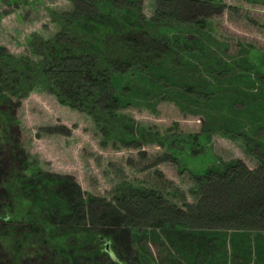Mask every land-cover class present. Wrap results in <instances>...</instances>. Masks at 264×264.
Wrapping results in <instances>:
<instances>
[{
  "label": "rangeland",
  "instance_id": "374dc122",
  "mask_svg": "<svg viewBox=\"0 0 264 264\" xmlns=\"http://www.w3.org/2000/svg\"><path fill=\"white\" fill-rule=\"evenodd\" d=\"M149 1L144 5L148 16L152 7ZM222 1L235 9L230 12L225 9L221 16H213L215 30L211 32L207 49L200 58L187 55L185 60L200 71H204L205 63L210 60L230 59L248 70L254 63L258 64L260 57L245 50L255 47L264 53V4ZM70 9V0H20L14 5L0 0V46L15 56L25 54L26 40L31 34L49 36L57 29L48 17V10ZM215 70L206 80L215 83V75L225 81L229 73L221 68ZM231 75L244 86L234 87L229 95L211 96L215 103L198 100L197 103L194 96L188 98L180 92H165L166 99L161 97V91L152 103L144 104L136 95L131 101L134 104L124 108L123 112L138 126L150 131L199 135L192 154H179L182 157L177 159L167 153L166 146L155 143L104 141L90 116L59 104L47 91L33 90L1 108L6 116L0 126V234L13 233V238L22 241L23 249L13 252L0 240V264H121L123 255L138 253L143 255H140L142 264H194L193 252L201 253L196 264H264L263 231L235 233L233 230L219 235L205 234L208 238L200 239L196 233L204 234L207 230L191 227L189 233L177 232L146 217L132 218L113 209L101 211L104 205L98 200L110 201L115 187L123 180L147 184L159 171L167 182L166 191L180 190L191 203L194 198L190 192L195 187L192 174L203 173L208 168L221 171L234 161L254 169L257 157L264 151V73ZM174 78L176 82L190 84L197 81L184 72L175 73ZM240 92L258 96V101L245 103L239 99ZM33 165L39 173L32 172ZM48 177L58 181L54 187L44 186ZM36 192L43 193L50 199L47 205L55 207V211L43 210L44 223L61 224L56 215L59 204L52 205L51 196L57 201L72 200L76 210L81 211L66 221L73 227L79 225L77 229L81 231L101 232L109 253L100 258L69 259L68 255L58 256L54 248L40 242L38 238L43 237V231L34 239L27 237L29 233L25 235V224L4 225L1 209L11 207L17 198L26 203L30 201L28 195ZM89 196L95 201L85 204ZM65 232L58 230L60 235Z\"/></svg>",
  "mask_w": 264,
  "mask_h": 264
},
{
  "label": "trees",
  "instance_id": "16d2710c",
  "mask_svg": "<svg viewBox=\"0 0 264 264\" xmlns=\"http://www.w3.org/2000/svg\"><path fill=\"white\" fill-rule=\"evenodd\" d=\"M6 1L13 5L20 3V0ZM145 1L70 0V10H48V17L57 29L49 36L31 34L26 40L25 54L15 56L0 46V110L8 107L14 98L22 99L33 90L47 91L59 104L90 116L106 142L155 143L166 146L174 159L182 157L179 154H192L199 135L150 131L138 126L123 112L124 108L134 104L131 101L136 95L144 104L152 103L161 91L162 98L171 92H180L188 98L194 96V102L215 103L211 96L229 95L234 87L244 86L241 80L232 79V73L239 76L264 73V53L255 47L245 50L260 57L258 64L254 63L248 70L230 59L228 62L210 60L205 63L204 71H200L185 60L186 56L200 58L215 30L213 16H221L225 9L230 12L235 7L222 0H150L152 7L148 16L144 12ZM246 1L264 4V0ZM215 68L230 76L224 81L214 75L215 83H210L206 76L218 70ZM182 72L197 81L176 82L175 73ZM257 98L239 93V99L245 103L254 104ZM3 116L5 119L6 113L0 111L1 127ZM257 160L254 169L234 161L221 171L208 168L203 173L192 174L195 187L190 192L194 198L191 203L180 190L167 192V182L156 171L155 178L147 184L123 180L115 187L110 201L98 198L104 205L100 208L101 211L113 209L132 218L142 216L159 221L177 232L189 233L191 227L207 230L204 234L196 233L200 239H207L210 233L219 235L233 230L235 233L264 232V151ZM32 172L39 173L34 165ZM57 182L54 177H48L44 186L54 187ZM28 196L30 201L26 203L17 198L11 207L1 209L4 225L25 224V235L29 233L27 237L34 239L43 231V237L38 238L40 242L54 248L58 256L68 255L69 259L100 258L109 253L101 232L81 231L77 229L79 225L73 227L66 221L81 211L76 210L72 200L57 201L51 196L52 205L59 204L56 215L61 223L52 225L44 223L41 217L45 214L43 210L55 211L54 206L47 205L50 199L39 192ZM93 201L89 196L85 204ZM58 227L66 231L64 235L58 233ZM12 236L13 233H1V244L19 253L23 243ZM80 250L84 252L81 254ZM192 254L196 264L201 253ZM140 255H123L121 264H142Z\"/></svg>",
  "mask_w": 264,
  "mask_h": 264
},
{
  "label": "water",
  "instance_id": "95a60500",
  "mask_svg": "<svg viewBox=\"0 0 264 264\" xmlns=\"http://www.w3.org/2000/svg\"><path fill=\"white\" fill-rule=\"evenodd\" d=\"M106 247H108V244H106Z\"/></svg>",
  "mask_w": 264,
  "mask_h": 264
}]
</instances>
